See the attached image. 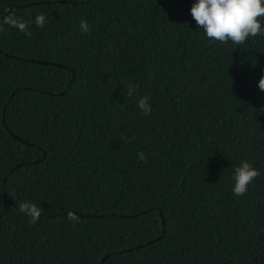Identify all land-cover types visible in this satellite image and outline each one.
Listing matches in <instances>:
<instances>
[{"label": "trees", "instance_id": "trees-1", "mask_svg": "<svg viewBox=\"0 0 264 264\" xmlns=\"http://www.w3.org/2000/svg\"><path fill=\"white\" fill-rule=\"evenodd\" d=\"M192 2L0 0L31 32L0 24V264H264V35L207 38Z\"/></svg>", "mask_w": 264, "mask_h": 264}, {"label": "clouds", "instance_id": "clouds-1", "mask_svg": "<svg viewBox=\"0 0 264 264\" xmlns=\"http://www.w3.org/2000/svg\"><path fill=\"white\" fill-rule=\"evenodd\" d=\"M190 14L196 27L203 29L204 35L215 41H231L240 45L249 37L264 35V23L261 22V18H264V0H193ZM45 22L46 17L42 13H37L32 21L37 27H43ZM0 24L10 25L25 35H31L29 23L14 13L0 18ZM80 29L81 32L88 31L86 21L80 22ZM258 88L264 91V76L258 80ZM134 91L135 86L129 85L127 96L131 97ZM136 104L144 115L151 113L152 105L148 95L141 96ZM137 158L142 161L145 154L139 152ZM259 175V170L249 160H241L232 174V193L237 197L244 196ZM18 211L29 217L30 223H36L40 219L41 209L34 203H20ZM66 216L73 222L78 219L72 211L67 212Z\"/></svg>", "mask_w": 264, "mask_h": 264}]
</instances>
